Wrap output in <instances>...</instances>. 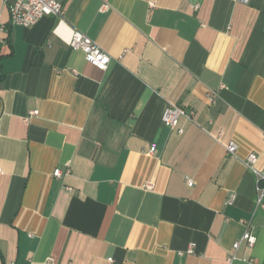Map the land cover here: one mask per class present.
I'll list each match as a JSON object with an SVG mask.
<instances>
[{
	"label": "crops",
	"instance_id": "obj_1",
	"mask_svg": "<svg viewBox=\"0 0 264 264\" xmlns=\"http://www.w3.org/2000/svg\"><path fill=\"white\" fill-rule=\"evenodd\" d=\"M61 2L25 27L0 0V264H228L247 227L264 264V0ZM169 103L196 112L182 134Z\"/></svg>",
	"mask_w": 264,
	"mask_h": 264
},
{
	"label": "built area",
	"instance_id": "obj_2",
	"mask_svg": "<svg viewBox=\"0 0 264 264\" xmlns=\"http://www.w3.org/2000/svg\"><path fill=\"white\" fill-rule=\"evenodd\" d=\"M10 9L11 23L13 25H22L29 27L34 25L39 19L48 15H55L57 17L63 18L64 8L61 0H5ZM242 2H249L250 0H239ZM198 5H195L197 8ZM107 5L101 7L102 10L107 9ZM69 44L73 49L81 50L85 54L87 62L100 67L101 69H106L111 61V55L102 48L96 41L90 38L85 32L79 29H73L69 39ZM210 98L214 102L217 98V93L211 92ZM38 110L30 111V114L25 118L28 122L31 117L37 115ZM196 112L193 109L189 111L183 110L181 107L175 103H169L165 108L163 113V123L172 130L178 131L180 134L184 132L183 127H181L180 121L182 117H187L190 120L195 119ZM228 151L232 154H236L238 145L234 141L228 145ZM156 150V145L154 144L150 152ZM260 156L259 154L252 152L246 159L245 164L247 167L253 171L256 176L257 181V205L264 208V169L258 167ZM69 170L65 173L61 168H57L54 171V176L62 177L68 174ZM188 184L192 185L193 180L188 178ZM148 188H152L153 185L149 183ZM257 237L252 233V231L247 227L246 231L243 233L241 239L237 240L233 244V251L229 253L227 261L228 264H233L237 259L243 260L246 264H254V258H240L238 255V250L240 249L242 243H246L249 247H253L256 244ZM195 244L192 243L184 253H194ZM9 264H16L14 262Z\"/></svg>",
	"mask_w": 264,
	"mask_h": 264
}]
</instances>
